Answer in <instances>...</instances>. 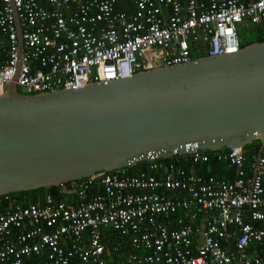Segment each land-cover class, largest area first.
Here are the masks:
<instances>
[{"label": "built area", "instance_id": "1", "mask_svg": "<svg viewBox=\"0 0 264 264\" xmlns=\"http://www.w3.org/2000/svg\"><path fill=\"white\" fill-rule=\"evenodd\" d=\"M131 1L130 11L127 0H0V93L12 80L29 93L49 92L128 78L195 53L235 52L238 23L264 26V0ZM153 51L154 66L145 57ZM183 157L198 163L208 153ZM218 158L235 166L233 180L153 157L136 174L100 171L71 181L75 200L46 195L22 205L1 194L0 264H118L120 244H105L103 229L129 238L124 264H264L258 250L248 252L264 238V148L248 159L233 146ZM94 186L102 191L87 198Z\"/></svg>", "mask_w": 264, "mask_h": 264}, {"label": "water", "instance_id": "2", "mask_svg": "<svg viewBox=\"0 0 264 264\" xmlns=\"http://www.w3.org/2000/svg\"><path fill=\"white\" fill-rule=\"evenodd\" d=\"M17 88L0 93V195L195 149L264 148V41L77 88Z\"/></svg>", "mask_w": 264, "mask_h": 264}, {"label": "trees", "instance_id": "3", "mask_svg": "<svg viewBox=\"0 0 264 264\" xmlns=\"http://www.w3.org/2000/svg\"><path fill=\"white\" fill-rule=\"evenodd\" d=\"M127 5L129 7V10L131 11L132 8V1L127 0ZM124 7V4H119L117 6V9H122ZM249 31L250 35L247 39L244 37H241V33L238 29V35H239V43L241 44L240 47L253 43V42H261L264 41V26L257 25V24H249ZM204 56L203 53H195L193 54L192 58ZM25 94H30L26 91H20ZM254 144H258V141H253L250 145L245 146L244 148L247 150L248 159L252 156L251 153V147ZM227 148L223 147L220 151H206L208 153V158L204 162H198L195 163L194 171L191 168L192 163H186L185 160L188 159V157L183 156H176L169 159H164L165 162H174L177 167H181L186 169L187 171H193L196 174H200L203 176L213 175L218 178H224L226 180H232L235 177V174H237L236 168L234 165L229 164V162L226 159L218 158V154L225 151ZM193 166V165H192ZM148 163L142 162L138 163L134 166L126 167L120 170H115L111 172H117L119 174H136L141 169H147ZM69 183H65L61 185L60 187L56 186H50V187H43V188H37L30 191H18L10 193L12 196H14L17 201L22 205H27L30 203H44L46 195H51L54 199V201H59L61 199L64 200H75L76 195L74 192L70 191ZM102 189L94 186L92 189L88 191L87 198L93 196L94 193L101 192ZM180 212L174 213L173 217L179 216ZM103 242L105 244L114 246L117 245V243L120 244L118 252L119 255L115 257V260L118 264H124V256L126 253L131 250V243L129 238L126 236L121 235L117 231H114L112 229H103ZM235 237L232 239V243H234ZM253 249H257L261 256L264 257V238L259 243H251L248 247V252H251ZM36 259L32 258V262H35Z\"/></svg>", "mask_w": 264, "mask_h": 264}, {"label": "rangeland", "instance_id": "4", "mask_svg": "<svg viewBox=\"0 0 264 264\" xmlns=\"http://www.w3.org/2000/svg\"><path fill=\"white\" fill-rule=\"evenodd\" d=\"M237 28L239 29L240 33H241V37H244L245 39L248 38V36L250 35V31H249V25L246 22H241L237 24ZM145 57L148 61V59H151V62H148L149 64H152V66L154 65H158L160 63V55L158 52H146L145 53ZM17 89H19V91H24L23 88L18 87Z\"/></svg>", "mask_w": 264, "mask_h": 264}, {"label": "crops", "instance_id": "5", "mask_svg": "<svg viewBox=\"0 0 264 264\" xmlns=\"http://www.w3.org/2000/svg\"><path fill=\"white\" fill-rule=\"evenodd\" d=\"M255 146H257V145H256V144L252 145L251 149H252L253 147H255ZM251 153L254 154V153L252 152V150H251ZM194 164H195V163H192L193 166L191 165V168H193V169H192L193 171H194V167H195ZM236 176H237V174H235V177H236ZM235 177H234V178H235ZM234 178H233V179H234ZM233 179H232V180H233ZM231 244L233 245V243H231ZM253 244H255V243H253ZM253 250H254V249H253ZM253 250H252V251H253ZM255 250H257V249H255ZM233 264H235V263H233Z\"/></svg>", "mask_w": 264, "mask_h": 264}, {"label": "bare ground", "instance_id": "6", "mask_svg": "<svg viewBox=\"0 0 264 264\" xmlns=\"http://www.w3.org/2000/svg\"><path fill=\"white\" fill-rule=\"evenodd\" d=\"M240 46H241V44H240Z\"/></svg>", "mask_w": 264, "mask_h": 264}]
</instances>
